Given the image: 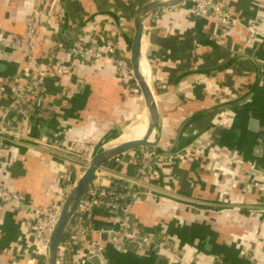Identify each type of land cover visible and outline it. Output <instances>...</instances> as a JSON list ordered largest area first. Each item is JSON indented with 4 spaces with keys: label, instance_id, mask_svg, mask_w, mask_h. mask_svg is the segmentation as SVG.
Instances as JSON below:
<instances>
[{
    "label": "crops",
    "instance_id": "0c3cea01",
    "mask_svg": "<svg viewBox=\"0 0 264 264\" xmlns=\"http://www.w3.org/2000/svg\"><path fill=\"white\" fill-rule=\"evenodd\" d=\"M148 1L0 0V113L14 98L15 79L25 83L54 42L69 44L78 32L98 45L111 38L129 57L133 17ZM222 1L237 19L224 32L214 17L196 15L190 0L146 19L140 62L159 111L153 147L159 159L138 183V153L126 151L92 182L107 187L117 180L140 191L128 207L134 224L163 236L191 264H264V215L246 210L264 206V0ZM255 19L259 34L246 44L245 25ZM30 22L32 58L13 44L28 36ZM45 87L35 111L18 125V140L8 138L0 152V184L18 195L0 201V264H47L35 250L32 215L59 199L67 177L76 180L85 169L49 144L62 139L75 151L82 145L90 157L106 136L117 143L146 129L136 81L107 60L80 63ZM217 89L222 102L214 99ZM86 216L91 231L77 244L79 264H95L89 248L97 241L107 264H175L157 248L137 252L115 242L109 233L121 226L117 213L94 206Z\"/></svg>",
    "mask_w": 264,
    "mask_h": 264
},
{
    "label": "built area",
    "instance_id": "2783aa9c",
    "mask_svg": "<svg viewBox=\"0 0 264 264\" xmlns=\"http://www.w3.org/2000/svg\"><path fill=\"white\" fill-rule=\"evenodd\" d=\"M194 12L198 16L214 17L221 31H228L237 19L231 15L229 9L224 5L222 0H190ZM257 20L251 21L246 27L247 40L246 44L259 34L257 29ZM28 36L15 37L14 46L23 48L30 56L33 57L34 40L33 35L35 28L30 22L28 24ZM29 56V57H30ZM41 62H35L34 71L29 75L25 83L20 82L21 78L15 79V95L11 103L0 113V152L6 147L8 138L17 139L19 133L18 125L27 120L35 106L45 96L46 80L48 78L58 77L62 74L73 72L80 63H91L97 60H107L112 63L122 77H132V70L129 57L126 52L121 50L116 42L111 38L98 45L93 41H86L82 33L78 32L74 40L66 44L61 41L47 49L42 55ZM27 71V70H26ZM25 74L28 73L25 72ZM214 99L219 102L223 100L222 92L217 89L214 92ZM49 148L64 159H68L74 166H87L89 155L83 149L75 151L72 145L62 139H55ZM159 159L155 148L142 146L138 150L136 168L133 174V180L140 183L147 178L150 168ZM74 180L69 177L65 179L62 192L59 199L53 201L48 207L36 210L31 218L30 232L36 241L35 250L46 257L48 248V239L53 226L57 220L61 205L64 198L70 191ZM140 191L129 189L120 183L104 187L96 183H91L81 200L77 211L71 221L68 223L65 235L58 248V264H79L82 259L81 249L77 244L83 241L88 232L91 231L90 224L82 216L84 212L89 211L94 206H101L121 217V226L118 229L111 230L114 241L121 245H131L137 252H143L147 249H156L169 255L170 261L175 264H191L181 258V252L174 249L167 243L165 238L157 233L141 232L132 221L128 210L130 201L138 196ZM18 195L13 191L4 188L0 184V201L9 202L17 200ZM247 211L251 214L260 213L264 215V206L248 207ZM86 216V217H87ZM92 255H100L101 264H107L102 257V246L97 241L89 248Z\"/></svg>",
    "mask_w": 264,
    "mask_h": 264
},
{
    "label": "water",
    "instance_id": "95a60500",
    "mask_svg": "<svg viewBox=\"0 0 264 264\" xmlns=\"http://www.w3.org/2000/svg\"><path fill=\"white\" fill-rule=\"evenodd\" d=\"M187 0H150L142 5L132 20L133 32L129 43V62L132 70V77L136 81L144 99L147 112V125L145 133L140 138L130 139L112 143L116 137L106 136L100 141V149L93 152L88 160L82 174L74 180V183L64 198L57 220L53 226L48 239V248L46 253L47 264H58V248L65 235L66 227L75 215L77 208L84 198L88 186L92 183L97 171L109 160L129 150H134L142 146L156 147L159 141V111L154 100L153 93L141 71L140 67V46L143 40V27L146 19L156 10L161 8H172ZM121 31V30H120ZM230 104V101L221 103L218 109H223ZM152 137V139H151ZM176 143L173 144L167 152H173ZM158 153V152H157ZM84 218L87 212H84ZM106 227L103 234H107ZM109 234L112 235V232ZM104 237V236H103ZM90 261L101 263L100 255H92Z\"/></svg>",
    "mask_w": 264,
    "mask_h": 264
},
{
    "label": "trees",
    "instance_id": "16d2710c",
    "mask_svg": "<svg viewBox=\"0 0 264 264\" xmlns=\"http://www.w3.org/2000/svg\"><path fill=\"white\" fill-rule=\"evenodd\" d=\"M134 150H136V152L138 153L139 148H136V149H134ZM118 183H120V185H122V186H125L126 188L133 189L132 187L128 186L127 184H125V183H123V182H121V181H117V180H113V181H112V184H114V185H116V184H118ZM246 210H247V209H246Z\"/></svg>",
    "mask_w": 264,
    "mask_h": 264
},
{
    "label": "bare ground",
    "instance_id": "6f19581e",
    "mask_svg": "<svg viewBox=\"0 0 264 264\" xmlns=\"http://www.w3.org/2000/svg\"><path fill=\"white\" fill-rule=\"evenodd\" d=\"M140 67H141V71H142V73H143V70H142V63L140 62ZM145 133V132H144ZM144 135V134H143Z\"/></svg>",
    "mask_w": 264,
    "mask_h": 264
}]
</instances>
